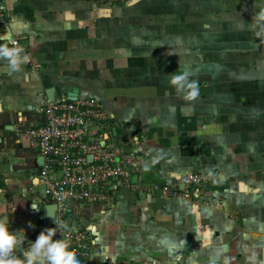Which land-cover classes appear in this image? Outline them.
I'll use <instances>...</instances> for the list:
<instances>
[{"label": "crops", "instance_id": "1", "mask_svg": "<svg viewBox=\"0 0 264 264\" xmlns=\"http://www.w3.org/2000/svg\"><path fill=\"white\" fill-rule=\"evenodd\" d=\"M1 5L0 47L18 40L29 59L16 72L0 57V221L31 240L48 228L41 156L15 128L44 124L49 88L56 99L74 89L99 98L110 136L147 161L140 188L72 204L65 226L57 216L91 234L89 264H264V0ZM185 71L200 88L192 101L170 83ZM189 171L215 175L207 188L218 205L153 188Z\"/></svg>", "mask_w": 264, "mask_h": 264}, {"label": "built area", "instance_id": "2", "mask_svg": "<svg viewBox=\"0 0 264 264\" xmlns=\"http://www.w3.org/2000/svg\"><path fill=\"white\" fill-rule=\"evenodd\" d=\"M96 1L117 5L131 0ZM3 11L0 0V33L9 25ZM13 44L19 48L18 40ZM40 112L45 120L42 126L23 128L20 124L15 130L28 135L30 147L44 158L39 178L47 199L58 207L59 219L72 204L110 202L119 181L129 188L142 186L147 161L137 149L124 148L110 136L106 128L109 113L99 98H58L47 101ZM133 173L138 174L139 182H131ZM181 178L184 188L158 183L153 188L166 198L184 196L204 206L219 204L207 188L215 179L212 172L190 171ZM52 240L63 244L68 253H75L80 264L90 263L94 239L87 230L72 231L60 226Z\"/></svg>", "mask_w": 264, "mask_h": 264}, {"label": "clouds", "instance_id": "3", "mask_svg": "<svg viewBox=\"0 0 264 264\" xmlns=\"http://www.w3.org/2000/svg\"><path fill=\"white\" fill-rule=\"evenodd\" d=\"M261 18H264V13L261 14ZM23 51L18 47L2 46L0 57L7 59L11 71L18 72L29 59L27 54L21 55ZM191 75L186 71L177 72L171 75L170 80L177 94L183 95V98L189 101L200 95L198 81L191 79ZM28 226L35 227L31 221L28 222ZM59 227L58 224H53L51 229L44 228L35 240H31L25 229L10 230L7 223L0 221V264H80L75 253H68L63 244L52 240V237L57 235ZM26 240L31 242L28 247H23Z\"/></svg>", "mask_w": 264, "mask_h": 264}, {"label": "water", "instance_id": "4", "mask_svg": "<svg viewBox=\"0 0 264 264\" xmlns=\"http://www.w3.org/2000/svg\"><path fill=\"white\" fill-rule=\"evenodd\" d=\"M47 94H48V98L49 101H54L56 99V90L54 87L49 88V90H47ZM78 94L74 89H71V92H69L68 98L69 99H77ZM92 158V157H91ZM39 163H44V158L41 156L39 158ZM57 205L54 203H49L46 204L44 207V211H45V219L47 221V227L50 229L52 227L53 224L57 223Z\"/></svg>", "mask_w": 264, "mask_h": 264}, {"label": "rangeland", "instance_id": "5", "mask_svg": "<svg viewBox=\"0 0 264 264\" xmlns=\"http://www.w3.org/2000/svg\"><path fill=\"white\" fill-rule=\"evenodd\" d=\"M190 172V171H189ZM188 173V172H187ZM186 173V174H187ZM185 175V174H184ZM183 175V176H184ZM182 177V176H181ZM180 177V179H179V182L176 184V185H171V184H168V183H163V184H166V185H169L170 187H177V186H181L182 187V185H181V183H180V181H181V178ZM124 183V181L122 182V181H119L116 185H119V184H123ZM124 186V185H123ZM182 188H184V187H182ZM205 193V192H204ZM47 198V197H46ZM176 198H182V199H189V198H186V197H184V196H182V197H176ZM111 200H112V198H111ZM190 200V199H189ZM49 201V200H48ZM111 202V201H110ZM194 202H196V201H194ZM197 203V202H196ZM199 206H204V205H202V204H200V203H197ZM69 211V210H68ZM68 211H66L65 213H64V217L63 218H61V223L63 222L64 223V221L67 219V217H68ZM64 226H65V223H64Z\"/></svg>", "mask_w": 264, "mask_h": 264}]
</instances>
